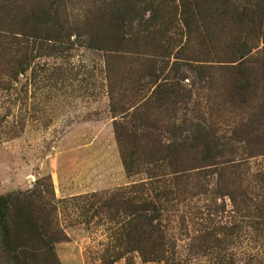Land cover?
Instances as JSON below:
<instances>
[{"label": "rangeland", "instance_id": "374dc122", "mask_svg": "<svg viewBox=\"0 0 264 264\" xmlns=\"http://www.w3.org/2000/svg\"><path fill=\"white\" fill-rule=\"evenodd\" d=\"M102 1L69 0L70 20L76 27H71L68 43L62 39L49 44L55 50H43L22 59L21 49L0 37V200L16 195L35 196L31 211H22L16 218L12 212L3 213L0 207V264H163L143 262L137 251L116 261L110 257L112 245L114 252L118 251L113 241L116 230L107 222V206L100 207V201L107 194L148 179L143 171L126 173L114 123L127 120L133 109L148 111L147 119L162 124V133L171 121L170 109L162 111L150 100L151 88L147 90V85H143L130 89V83L141 75L136 64L139 55L127 52L114 60L112 54L89 47L83 34L106 27L97 20ZM242 5L236 3L220 13L209 10L212 5L200 0L195 22L189 26L197 27L198 32H189L188 46L194 60L217 67L230 57L231 42L242 37L252 47L246 56L249 62L245 63L247 85L239 88L240 80H234L226 71L212 69L199 76L183 66L178 76L192 96L182 104L186 110H178L175 120L180 123L183 113L193 121L196 116H204L218 128L219 136L230 144V148L219 153L239 165L230 173L234 195L231 199L217 195L187 199L205 184L202 181L197 190L182 185V201L170 210L167 231L175 238L178 254L185 255V236L193 233L190 221L198 222L194 213L198 217L199 210L217 209V221L237 227L230 239V253L235 260L264 264V225L256 224L249 203H244L239 195L243 187L238 186L239 181L252 189L254 202L257 199L264 205V23L249 35L247 27L257 24L240 21ZM33 6L30 0H0V34L23 27H47L37 12H30ZM143 15L147 18L148 12ZM176 26L184 27L179 18ZM186 37L185 31L176 37L180 42L175 40V51L188 41ZM103 39L108 37L104 35ZM109 43L114 44L100 46L107 47ZM169 57L173 61V55ZM143 95L146 98L140 101ZM124 108L129 109L127 115L120 112ZM200 150V145L196 150L185 148L181 158L189 160L202 155ZM146 152L138 148L134 155L143 158ZM215 178L213 175L209 179ZM213 188L214 184L207 185V189ZM26 220L38 227L25 224ZM41 223L45 224L43 230L39 228ZM198 228L195 224L194 229ZM42 233L51 237L43 253L28 255L25 249L24 255L20 244H14L17 237L33 240ZM199 264L208 263L201 260Z\"/></svg>", "mask_w": 264, "mask_h": 264}, {"label": "trees", "instance_id": "16d2710c", "mask_svg": "<svg viewBox=\"0 0 264 264\" xmlns=\"http://www.w3.org/2000/svg\"><path fill=\"white\" fill-rule=\"evenodd\" d=\"M30 1L35 5L30 12H37L38 18L40 17L47 27L44 29L23 27L20 31H7V35L0 34V37L21 49L22 59L34 57V53L39 54L43 50H55V46L49 45L52 44L51 42L60 43L65 39L68 43V35L72 33L71 27H76L70 20L71 14L67 7L69 0ZM199 1L103 0L99 6L101 12L97 20L106 27H97L96 31L89 30L83 34L90 48L105 51L106 55L112 54L114 60L127 52L139 55L136 64L140 66L141 75L130 83V89L147 85V90L152 89L150 100L157 103L162 111L170 109L168 117L171 122L169 127H164L165 133L161 131L163 125L147 119L148 111L141 109H133L128 115V108L121 109V114H126L127 120L114 123V133L120 146L126 173L131 175L143 171L148 179L146 182L107 194L108 197L100 201V207L107 206L109 215L107 222L112 223V228L116 230L113 241L118 251L115 253L112 245L110 256L112 261L137 251L143 262L199 264L201 260H205L208 264H242L230 253V239L237 233V227L232 223L230 225V222L217 221V209L206 208L204 212L199 210L198 217L194 213V218L198 222L190 221L193 233L191 235L187 233L185 236L188 241L185 255L178 254L175 238L167 231L168 214L182 201L180 196L184 192V189H181L182 185H189L190 189L193 187L197 190L202 181L205 184V187L200 188L187 199L196 195L227 196L231 199L234 192L230 190V182H233L230 173L239 168L235 159L230 156L224 157L219 153L220 150L230 148V144L223 141V136H219L218 128L210 119L196 116L193 121L186 119L187 115L183 113L180 123L175 122L178 118V110H186L182 104L192 96L178 76L183 66L199 76L212 69L226 71L234 80H240L239 88L247 85L248 82L246 78L248 69L245 63L249 62L246 56L251 52L252 47H249L242 37H239V40L235 38L234 42H231L230 57H227L226 61H221L224 64L215 67L194 60L193 51L188 46V36L191 32H198L197 27L189 26L195 22ZM205 1L213 7L211 9L209 6V10L220 13L242 2L243 5L239 8L240 21L257 24V27H247L249 35L254 28L260 29V26H263L264 0ZM144 11L148 12L147 18H144V15L141 17ZM177 18L184 27L176 26ZM184 31L188 41L181 46L178 45L175 51L174 43L175 40L178 41L176 37L182 35ZM104 35L108 37L107 40L103 39ZM76 36L81 35L76 34ZM107 41L114 44L109 43L107 47L100 46L108 43ZM169 55H173V61L169 59ZM144 78L147 81H141ZM145 98L146 95L141 96L140 101ZM150 100L144 104L147 106ZM132 107L133 104L130 105V108ZM167 133L170 135L169 138ZM199 145L202 155L189 160L181 158V151L185 148L196 150ZM138 148L147 151L143 158L134 155ZM142 163L145 167L140 169ZM213 175L216 178L210 180V176ZM210 183L214 184L211 190L207 189ZM238 186L243 187V192L239 195L244 203H249L250 210L255 214L256 224L264 225V205L260 201L257 202V199L254 202V198L251 197L252 189H248L239 181ZM34 201L35 196L16 195L1 199L0 207L3 213L12 212L13 218H16L22 211L29 213ZM119 216L122 219H119ZM180 219L184 222L183 218ZM24 223L34 228L38 227L32 221L26 220ZM195 224L198 229H194ZM13 225L16 223L14 222ZM2 226L6 230L5 222ZM44 227V223L39 226L40 230ZM15 239L14 244H20L21 253L28 249V255L45 252L51 241V237L43 236V233L40 237L35 235L33 240L26 237ZM25 257L31 259L29 256Z\"/></svg>", "mask_w": 264, "mask_h": 264}]
</instances>
